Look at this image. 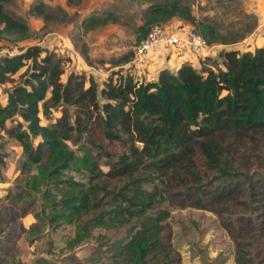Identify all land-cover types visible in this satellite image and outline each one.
I'll list each match as a JSON object with an SVG mask.
<instances>
[{
    "label": "trees",
    "instance_id": "trees-1",
    "mask_svg": "<svg viewBox=\"0 0 264 264\" xmlns=\"http://www.w3.org/2000/svg\"><path fill=\"white\" fill-rule=\"evenodd\" d=\"M4 1L8 0H0V35L27 38V24L6 11ZM148 1L134 43L152 24L172 17L194 24L209 44L234 41L208 22L197 20L187 0ZM43 4L38 1L32 9L45 19ZM114 19L109 12L90 14L80 25L86 30ZM79 51L89 60L85 46ZM131 54L129 50L115 61L126 62ZM217 56L219 64L208 62L210 56L199 59L197 67L182 60L174 71L161 68L155 78L140 81L127 72H110L98 88L93 76L83 72L70 70L61 81L62 58L38 44L0 55V84L30 60L20 79L3 88L6 102H0L1 127L5 119L20 116L5 128L22 154L18 166L24 174L22 188L12 197L28 195L30 189L40 191L42 206L48 205L44 212L48 223L74 221L90 207L97 209L91 225L118 227L123 232L106 244L114 261L175 264V251L163 232L169 215L163 195L168 194L170 184L178 183L197 194L192 205L209 204V209L217 206L220 212L236 199L238 184L247 181L252 188L255 178L248 170L247 155L258 157L264 167V46L221 49ZM56 109L60 113L50 118V111ZM39 111L45 123H40ZM34 136L39 137L36 143ZM68 140L77 145L70 147ZM98 157L105 159V170L99 167ZM3 165L0 153V180ZM67 168L86 171L96 182L63 176ZM236 176L242 180L233 181ZM215 179L220 182L212 185ZM257 193L253 188L249 192V205L258 211L255 215L261 222L264 193L262 197ZM104 194L108 198L102 202ZM239 226L249 231L254 244L264 243V228ZM85 232L83 225L80 233Z\"/></svg>",
    "mask_w": 264,
    "mask_h": 264
},
{
    "label": "rangeland",
    "instance_id": "rangeland-1",
    "mask_svg": "<svg viewBox=\"0 0 264 264\" xmlns=\"http://www.w3.org/2000/svg\"><path fill=\"white\" fill-rule=\"evenodd\" d=\"M38 1L44 3L43 8L48 14L45 19L32 9L33 4ZM187 2L197 20L208 22L217 33L234 40L211 43L212 55L208 62L213 60L219 64L217 52L221 49L244 51L264 46V0ZM148 3V0L4 1L5 10L25 21L30 35L24 39H12L11 36L1 34L0 55L18 53L28 45L38 44L62 58V72L59 74L61 81L66 79L70 70L83 72L85 75L91 74L99 88L101 79L110 72L119 75L126 71L125 63L115 60L132 49L137 28L143 22V10ZM108 12L115 16L114 20L97 23L86 30L80 25L81 19L90 14L102 16ZM172 18H175L174 22L169 21ZM172 18L164 22L172 29H176L180 24L194 28V24L181 18ZM83 46L87 49L89 60L80 54L79 50ZM43 54L44 51H41L40 56ZM164 55L161 59L166 61L171 58V62L168 65L161 63L160 69L171 68L174 71V61L184 59L182 54L176 52ZM29 64L30 60H25L22 66L9 75L7 81L0 84L2 104L6 102L3 88L17 82ZM193 65L197 67V62ZM155 77L148 71L146 78ZM59 113L58 109L51 110L49 117H55ZM38 116L40 123L47 121L40 111ZM17 119L20 120V116L7 118L4 120V127L0 126V153L3 154L4 160L0 180V264H120L108 255L106 244L112 238L122 236L123 232L117 230L118 227L91 225V217L97 209L90 207L74 221L60 219L48 223L44 213L48 205L42 206L40 191L30 189L28 195L12 197L14 192L22 188L24 174L18 168L22 154L17 140L9 135L5 128ZM38 139V136L32 137L33 143ZM67 144L70 147L77 145L71 140H68ZM75 150L80 153V150ZM247 156L248 170L253 173V179L255 178L252 188L259 192L257 197H262L264 167L252 153ZM104 160L103 157L97 158L102 170L106 169ZM31 172H35L33 167ZM66 174L78 181L96 182L92 178L90 180L89 173L83 170L74 171L67 168L63 171V176ZM98 178L100 177H95V180ZM236 178L242 180L241 176H236L233 181ZM219 182L220 179H215L212 185ZM252 188L251 183L247 181L245 184H238L239 191L234 194L236 199L218 212L217 206H214L215 210H211L209 204L202 207L192 205L197 194L183 185L171 183L168 194L163 195L165 199L162 204L169 211L163 232L175 251V264H264V243L254 244L249 231L245 233L239 226L244 224L248 230L251 226L253 230L264 228V220L260 222L255 215L258 211H252L249 205V192ZM50 191L58 198L54 188L50 187ZM107 198L108 195H102V202ZM83 225L86 227L84 235L80 233Z\"/></svg>",
    "mask_w": 264,
    "mask_h": 264
},
{
    "label": "built area",
    "instance_id": "built-area-1",
    "mask_svg": "<svg viewBox=\"0 0 264 264\" xmlns=\"http://www.w3.org/2000/svg\"><path fill=\"white\" fill-rule=\"evenodd\" d=\"M211 48L212 44L207 43L191 26L178 25L176 29H172L164 23H154L146 34L132 45V54L124 62L125 72L140 81L146 78L149 56L154 52H162L165 55L168 52L180 53L184 56L182 60L194 63L212 55Z\"/></svg>",
    "mask_w": 264,
    "mask_h": 264
},
{
    "label": "crops",
    "instance_id": "crops-1",
    "mask_svg": "<svg viewBox=\"0 0 264 264\" xmlns=\"http://www.w3.org/2000/svg\"><path fill=\"white\" fill-rule=\"evenodd\" d=\"M174 19L175 18H172L169 21H173L174 22L175 21ZM170 25H173V24H170ZM162 55H164V54H162V52H154V54H151L149 56V60H148V63H147V69H146V71H147V73L149 71V73H150V75H152V77H155L157 71L160 69L161 63H165L166 65H168L171 62L170 61L171 58L167 59L166 61H164V59H161L162 58ZM158 61H161V62L159 63ZM180 62H181L180 60H175L174 61V69L177 67V65ZM170 70H171V68H170Z\"/></svg>",
    "mask_w": 264,
    "mask_h": 264
}]
</instances>
